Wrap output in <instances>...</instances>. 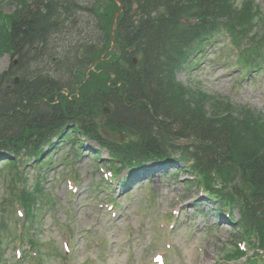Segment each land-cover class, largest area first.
Wrapping results in <instances>:
<instances>
[{
    "label": "trees",
    "instance_id": "obj_1",
    "mask_svg": "<svg viewBox=\"0 0 264 264\" xmlns=\"http://www.w3.org/2000/svg\"><path fill=\"white\" fill-rule=\"evenodd\" d=\"M58 2L33 0L31 6L0 20V54L12 48L23 61L17 84L0 72V148L38 156L42 144L71 124L126 162L179 150L193 157L205 188L229 201L242 200L243 214L264 244V117L201 90H184L174 78L180 61L201 47L216 20L234 14L241 28L252 21L255 34L264 36V11L253 0L238 7L234 0H123L125 10L116 30L118 52L98 62L100 73H91L78 96L69 98L61 92L71 87L70 81H61L72 75L69 51L60 54L65 63L55 68L57 76L37 68L54 54L49 50L57 48L51 47V39L58 35L61 14L53 6ZM107 6L99 13H109L103 21L108 42L114 3ZM194 15L197 21L181 22ZM77 26L73 23L69 32L75 33ZM134 54L139 55L137 64ZM104 105L110 113L102 120ZM101 129L135 137L112 141ZM180 138L191 140L177 145L174 140ZM20 197L29 207L36 195L24 190Z\"/></svg>",
    "mask_w": 264,
    "mask_h": 264
},
{
    "label": "rangeland",
    "instance_id": "obj_2",
    "mask_svg": "<svg viewBox=\"0 0 264 264\" xmlns=\"http://www.w3.org/2000/svg\"><path fill=\"white\" fill-rule=\"evenodd\" d=\"M256 1L264 5V0ZM2 2L6 12L19 6L16 0ZM222 40V36L216 37L212 49H217ZM207 53L201 54L194 65L180 70L177 78L188 86L199 85L210 93L228 96L234 103L247 105L264 115V66L241 78L236 65L226 66L225 59L213 58ZM9 62V55H3L0 69L6 68ZM99 150L101 157L97 159L92 149L77 148L69 140L50 155L52 166H39L43 179L41 188L53 204H45L36 226L29 224V233L38 236L41 244L48 240L45 246L50 244L59 253L66 241L64 227L72 246L70 259L60 258V252V257L58 254L48 257L45 264H91L92 261L96 264H153L152 257L157 252L165 256L166 264H226L224 247L236 239V229L231 223H222L228 221L215 215L214 204H192L207 197L199 196L201 191L188 176L183 163H169L164 170L155 168L148 181L138 179L121 187L116 178H105L106 181L102 178L100 167L108 169L105 159L109 158L105 148L99 147ZM66 155L71 158L65 160ZM35 169L29 164L26 166L25 185L29 187L35 182ZM68 175L75 176L77 182L68 180ZM184 175L187 178L182 177ZM3 179L0 174V196L6 190ZM74 183L79 185L76 192ZM172 212L180 213L177 227L174 226L176 217L170 216L169 224L161 227L162 214ZM238 212L234 207L231 214L238 218ZM15 255L12 244L6 245L3 257L15 264Z\"/></svg>",
    "mask_w": 264,
    "mask_h": 264
}]
</instances>
